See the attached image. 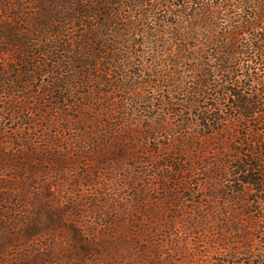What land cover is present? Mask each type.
Segmentation results:
<instances>
[{
  "label": "rangeland",
  "instance_id": "374dc122",
  "mask_svg": "<svg viewBox=\"0 0 264 264\" xmlns=\"http://www.w3.org/2000/svg\"><path fill=\"white\" fill-rule=\"evenodd\" d=\"M140 1L142 6L132 14L125 9L123 15L133 17L128 23L140 22V14L148 18V29L157 28L154 17L181 23L164 8L155 16L149 12L152 2ZM240 14L238 4L220 12L217 35L241 23ZM164 26L154 40L139 34L132 51L120 55L117 69H89L85 84L75 68L48 69L50 73L24 89L27 96L14 93L15 101L25 104L18 119L6 115L9 98L3 96L0 130L31 136L29 148L34 151L51 147L58 154L69 148L67 156L73 158L68 170H47L46 165L45 188L54 191L49 192L58 202L69 194L81 197L85 224L96 237L102 235L99 225L115 223L125 228L126 238H155L159 245L163 241L160 254L170 264H264V192L242 184L243 174L233 175L239 157L244 161L241 156L251 154L258 164V155L264 157V135L255 136L264 124L238 120L232 98L221 93L235 90L243 98H255L263 92L264 99V67L243 61L227 75L208 63L210 75L202 82L195 61L170 68L167 58L179 49V35ZM184 28L181 24L178 30ZM240 38L243 44L251 41L247 35ZM200 43L194 38L185 45L192 52ZM201 85H206L205 94ZM55 88L60 96L48 92ZM55 96L64 101L56 105ZM258 111L264 119V102ZM81 152L85 155L76 158ZM103 152L112 156L100 166L97 158ZM259 166L258 174H264L263 158ZM122 210L123 215L116 214ZM105 233L113 235L112 230Z\"/></svg>",
  "mask_w": 264,
  "mask_h": 264
},
{
  "label": "trees",
  "instance_id": "16d2710c",
  "mask_svg": "<svg viewBox=\"0 0 264 264\" xmlns=\"http://www.w3.org/2000/svg\"><path fill=\"white\" fill-rule=\"evenodd\" d=\"M149 1L152 2L150 13L156 16V11L164 8L168 17H178L181 23L154 17L157 28L148 29L144 24L148 18L142 14L138 15L140 22L128 23L133 17L128 20L123 15L125 9L132 14L134 8L142 6L140 0H0V63L5 65L0 68V99L9 98V104L3 109L6 115L18 119L25 104L19 105L13 98L14 93L27 96L24 89L36 78L50 73L48 69L75 68L77 79L85 84L89 69L97 71L101 67V73L108 67L117 69L120 55L132 51L136 46L133 40L139 34L154 40L158 34L162 35L164 24L179 35L175 37L179 49L167 58L174 70L184 62L195 61V73L205 82L210 75L205 70L208 63L227 75H233L234 68L243 61L264 67V0ZM237 4L241 6V23L234 22L230 30L218 36L220 12H229ZM124 21L128 24L124 25ZM181 24L185 25L182 31L178 30ZM241 35L249 36V44L242 43ZM194 38H200L201 43L191 52L185 44ZM244 75L251 77L247 72ZM51 90L48 92L60 96L59 89ZM205 90L206 85H201V94ZM221 93L232 98L231 108L238 120L250 123L255 119L264 124V119L258 117L261 113L258 108L263 107V92L256 93L255 98H243L235 90L222 89ZM58 96H55L56 105L64 101ZM190 103L196 105L192 100ZM59 108L56 106L55 110ZM15 133L10 135L0 130V264H170L160 254L165 245L163 241L157 240L159 245L155 238H126L125 228L115 223L109 228L99 225L102 235L96 237L91 225L85 224L81 197L69 194L62 198L63 204L51 196L49 191L54 192L51 188H45L42 174L46 165L49 164L47 170H68L73 158V155L67 156L69 148L58 154L51 147L34 151L29 148L33 145L29 144L31 136L24 138ZM261 135L264 129L255 134ZM85 137L83 133L82 138ZM103 153L97 158V165L102 166L112 156L110 152ZM84 155L81 152L75 157ZM241 157L245 160L237 159L239 166L233 175L243 174L242 184L263 193L264 174L258 173L260 159L264 157L258 155L259 164L251 154ZM257 175L261 177L256 178ZM113 212L117 210H110L109 214ZM90 213L99 220V215ZM124 213L122 210L116 214ZM111 230L112 236L105 233Z\"/></svg>",
  "mask_w": 264,
  "mask_h": 264
}]
</instances>
